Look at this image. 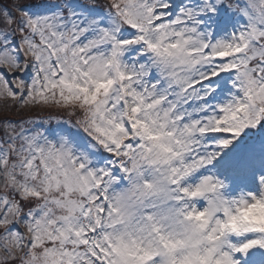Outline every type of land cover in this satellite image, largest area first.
<instances>
[{
	"label": "snow or ice",
	"instance_id": "obj_1",
	"mask_svg": "<svg viewBox=\"0 0 264 264\" xmlns=\"http://www.w3.org/2000/svg\"><path fill=\"white\" fill-rule=\"evenodd\" d=\"M0 264H264V0H0Z\"/></svg>",
	"mask_w": 264,
	"mask_h": 264
}]
</instances>
